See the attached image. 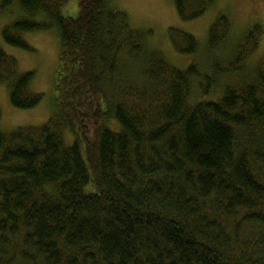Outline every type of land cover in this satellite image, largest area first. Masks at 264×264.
<instances>
[{"label":"trees","instance_id":"1","mask_svg":"<svg viewBox=\"0 0 264 264\" xmlns=\"http://www.w3.org/2000/svg\"><path fill=\"white\" fill-rule=\"evenodd\" d=\"M69 1L0 0V13L21 12L2 31L8 46L34 51L24 36L56 28L61 47L54 114L0 132V264H264V57L244 73L263 25L230 58L220 13L209 71L181 70L111 0H79L75 18ZM173 1L188 22L217 0ZM170 40L199 52L189 32L170 28ZM224 77L219 99L193 97ZM34 78L0 48L13 107L41 104Z\"/></svg>","mask_w":264,"mask_h":264},{"label":"rangeland","instance_id":"2","mask_svg":"<svg viewBox=\"0 0 264 264\" xmlns=\"http://www.w3.org/2000/svg\"><path fill=\"white\" fill-rule=\"evenodd\" d=\"M118 9L125 11L132 25L141 31H151L149 44L160 50L166 61L181 69L186 70L190 65L197 64L202 71H209L208 34L209 29L220 13H226L232 22V33L228 39L223 53L232 57L238 47L240 39L256 24L264 27V0H217L205 15L192 21H182L173 0H111ZM66 17L79 15V0H70L62 8ZM21 15L18 2L10 9L0 13V48L13 56L19 64L21 73L35 72L31 90L44 95L39 106L30 110H20L12 106L10 90L7 84L0 85V132L10 133L19 127H39L43 125L56 111L57 104V74L60 67V40L58 30L28 33L24 38L34 48L26 51L8 46L2 36L4 27L12 23ZM45 19L43 16L36 20ZM170 28L180 29L194 35L199 42L198 54L186 55L175 50L170 40ZM228 48V49H227ZM220 53V58L223 57ZM230 57V58H231ZM264 57V35L259 46L252 53L244 66L247 72L259 65ZM232 81V80H231ZM231 83L224 77V82L212 95L200 94L196 85L193 87V97L197 100L219 99L225 84Z\"/></svg>","mask_w":264,"mask_h":264}]
</instances>
